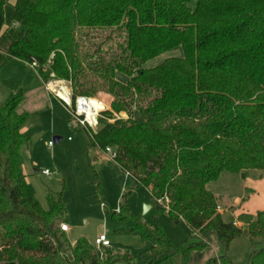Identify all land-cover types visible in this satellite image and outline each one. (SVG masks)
<instances>
[{"label":"trees","instance_id":"16d2710c","mask_svg":"<svg viewBox=\"0 0 264 264\" xmlns=\"http://www.w3.org/2000/svg\"><path fill=\"white\" fill-rule=\"evenodd\" d=\"M8 1L0 0V37ZM13 11L18 33L5 61L36 60L43 81L66 79L74 96L110 93L90 144L111 146L155 200L168 195L169 209L157 200L156 208L189 230L172 242L158 218L148 223L128 208L125 192L117 209L100 204L149 246L72 242L60 226L69 221L62 193L48 189L43 207L21 169L30 136L19 87L0 103V264H186L192 250L214 246L204 264H264V209L225 219L208 188L225 170L264 174V0H16ZM178 46L183 55L145 66ZM239 235L251 246L235 262L228 249Z\"/></svg>","mask_w":264,"mask_h":264},{"label":"rangeland","instance_id":"374dc122","mask_svg":"<svg viewBox=\"0 0 264 264\" xmlns=\"http://www.w3.org/2000/svg\"><path fill=\"white\" fill-rule=\"evenodd\" d=\"M6 7V22L12 27L14 21L11 6L8 4ZM11 30L12 36H17V28ZM8 40V35H4L0 40V47H6ZM183 53L180 46L171 48L148 59L145 66L150 67L170 55ZM118 77L121 80L126 79L125 74L121 72ZM19 87L24 89V98L19 109L28 114L23 132L30 136V141L20 148L21 169L29 187L43 207L47 206L48 189L62 193L69 215V230L66 231L72 242L81 235L94 242L95 237L105 231L112 245L129 248L133 253H139L149 246L151 239L144 238L137 232H129L127 224L107 217L100 204V199L104 198L109 208L117 209L119 201L123 198L122 193L125 192L127 206L132 212L148 223H152L155 217L158 218L172 242L178 243L184 239L189 230L187 224L183 220L175 222L167 211H159L152 194L142 185L136 187L134 179L126 175L110 152L105 153L97 145L90 144L89 132L76 124L67 107L47 92L34 67L20 59L12 58L0 70V103H5L13 97ZM94 96L108 103L111 108L113 96L110 93L102 91ZM133 114L138 116L135 109ZM118 115L126 117L127 112L123 110ZM56 135L62 136L61 140L49 145L50 140L54 142ZM47 168L51 172L42 173V170ZM247 171L249 180H256L255 173L261 170L249 168ZM240 173L225 170L217 180L208 183V188L212 191H225L231 195H226L218 202L223 209L224 218L233 216L235 219L240 212L264 208V190L259 192L258 188L257 193L248 196L249 191L245 193L243 187L245 177ZM239 196L246 197L239 199V204L243 199L246 200L241 205L245 211L237 209V203L233 204V197ZM239 239L229 253L235 262H240L246 254V247L240 242L244 238ZM210 251L215 253L217 249L214 246ZM204 252L208 253L207 250ZM118 264L126 262L119 261ZM136 264H142L140 257L136 258Z\"/></svg>","mask_w":264,"mask_h":264},{"label":"built area","instance_id":"2783aa9c","mask_svg":"<svg viewBox=\"0 0 264 264\" xmlns=\"http://www.w3.org/2000/svg\"><path fill=\"white\" fill-rule=\"evenodd\" d=\"M17 25V24H16ZM33 67H37L38 63L36 60L31 62ZM45 87L52 92L64 105L67 107L68 111L71 114V117L75 120L76 124H79L82 128H84L87 132H89L90 136H93V131H96V127L99 124V118L101 112L107 110L109 105L106 103L105 108L99 106L97 101H92V98L98 97L84 94H76L73 95L72 87L70 86V82L66 79L60 78H49L44 80ZM99 101H102L99 99ZM89 113L91 115H89ZM118 115V114H116ZM53 141H49V145H52ZM106 153L110 152L112 158L115 155V151L111 146H107ZM51 170L49 168L42 170V173L47 174L50 173ZM158 202L164 205L166 210L169 208L170 198L168 195L161 196L156 199ZM218 210L221 211V206L218 207ZM239 222V221H236ZM61 228L63 230H68L69 226L66 222L62 223ZM95 245L99 248L103 246L111 245V241H109L107 234L105 231L100 232L94 239Z\"/></svg>","mask_w":264,"mask_h":264},{"label":"crops","instance_id":"0c3cea01","mask_svg":"<svg viewBox=\"0 0 264 264\" xmlns=\"http://www.w3.org/2000/svg\"><path fill=\"white\" fill-rule=\"evenodd\" d=\"M15 2H16V0H9L8 1V3L5 5V7H4V12H5V23H4V25H3V27H2V31H1V33H2V35H1V37H0V40H1V38L4 36V35H8V37H9V42L7 43V45H6V47H0V64H2V66H1V68L3 67V65L4 64H6L9 60H11L12 58H17V59H20V58H18V57H15V56H12V58H9L7 61H5V54H6V50L8 49V47L10 46V44H11V39H12V37H14V36H12V28H17L16 27V23H15V21H14V18H13V16H14V11H13V5L15 4ZM8 4H10V6H11V11H12V20L14 21L13 22V26L11 27V25H9V23L8 22H6L7 20H6V17L8 16V11H7V5ZM16 37V36H15ZM180 55V54H179ZM20 60H22V59H20ZM22 61H24L26 64H29V65H31V63L30 62H27V61H25V60H22ZM159 62H161V61H158L157 63H159ZM157 63H155V64H157ZM155 64H153V65H155ZM32 66V65H31ZM151 67V66H150ZM1 68H0V70H1ZM34 69H35V71L37 72V70H36V68L34 67ZM38 73V75H39V78H40V81H41V83H42V86L43 87H45V85H44V81L42 80V78H41V76H40V74H39V72H37ZM45 89L47 90V92L51 95V96H53L55 99H56V101L57 102H59V103H61V104H63L64 105V103L63 102H61V100H59L52 92H50L46 87H45ZM20 105H21V102H20ZM19 105V106H20ZM65 106V105H64ZM66 107V106H65ZM18 109H19V107H18ZM19 111H22V110H20L19 109ZM23 112V111H22ZM22 131H23V126H22ZM55 137H57V140H55ZM61 138H62V136H59V135H56V136H54V142H53V144L55 143V142H59L60 140H61ZM52 144V145H53ZM115 161V160H114ZM116 162V161H115ZM121 168V167H120ZM126 173V175H128V173L127 172H125ZM240 174H242V173H240ZM249 174H248V171H246L244 174H242L241 176L242 177H245L244 178V180H243V187H244V192L245 193H247L246 191L248 190L249 192H248V196H252V195H254L255 193H257L259 190V192H261V190H264L263 188H264V174L263 173H261V171H257L256 173H255V178H256V180H252L251 178H250V180H249V176H248ZM219 178V177H218ZM249 180V181H248ZM259 186V187H258ZM259 188V190H257ZM214 193H215V195L218 197V202H219V200H221V198H224L226 195H228V196H231L230 194H228V193H226L225 191H220V192H215V191H213ZM242 197H245V196H239V197H233V199H234V202H233V204L234 203H237V206H239L237 209H239L240 211H245V210H243L242 209V202H245L246 200V197H245V199H243L242 201H241V203L239 204V202H240V198H242ZM250 199V198H249ZM248 199V200H249ZM247 200V201H248ZM239 204V205H238ZM218 206H220L219 204H218ZM221 209H222V207H221ZM261 209H264V208H261ZM261 209H253V211H250V212H253V213H255V212H257L258 210H261ZM221 212H222V214H223V209L221 210ZM236 212V211H235ZM245 212H249V211H245ZM249 212V213H250ZM225 219H227V218H225ZM68 226H69V224H68ZM69 230V229H68ZM67 230V231H68ZM239 238H244V239H242L240 242H242L243 244H244V247H246L245 248V250L244 251H247V250H249L250 249V246H251V244H250V239H249V237L248 236H246V235H239V236H236L235 237V239L231 242V244H230V247H229V249H228V253H230V250L232 249V247H233V245H235V242H238L240 239ZM204 250H197V249H195V250H192L191 252H190V257H189V260H188V262L186 263V264H204L205 263V260H206V258L208 257V256H210V255H212V254H216V252L215 253H212V251H208V253H206V252H204ZM201 253H203V254H201ZM230 257H231V254H230ZM232 258V257H231ZM233 259V258H232ZM118 264V263H117Z\"/></svg>","mask_w":264,"mask_h":264},{"label":"bare ground","instance_id":"6f19581e","mask_svg":"<svg viewBox=\"0 0 264 264\" xmlns=\"http://www.w3.org/2000/svg\"><path fill=\"white\" fill-rule=\"evenodd\" d=\"M92 101H99V99H97V98H92ZM102 102V101H101ZM98 104H99V106H100V103L98 102ZM105 104V103H104ZM89 115H91L90 113H89Z\"/></svg>","mask_w":264,"mask_h":264},{"label":"water","instance_id":"95a60500","mask_svg":"<svg viewBox=\"0 0 264 264\" xmlns=\"http://www.w3.org/2000/svg\"><path fill=\"white\" fill-rule=\"evenodd\" d=\"M101 106L102 108H105V104H102ZM55 140H57V137H55Z\"/></svg>","mask_w":264,"mask_h":264}]
</instances>
